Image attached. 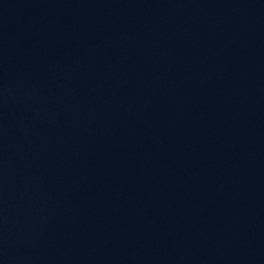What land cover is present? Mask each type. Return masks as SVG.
Returning <instances> with one entry per match:
<instances>
[{"label": "water", "instance_id": "obj_1", "mask_svg": "<svg viewBox=\"0 0 264 264\" xmlns=\"http://www.w3.org/2000/svg\"><path fill=\"white\" fill-rule=\"evenodd\" d=\"M0 264H264V0H0Z\"/></svg>", "mask_w": 264, "mask_h": 264}]
</instances>
